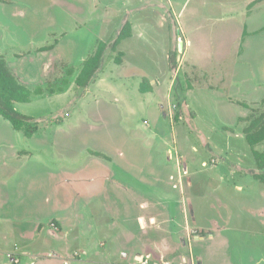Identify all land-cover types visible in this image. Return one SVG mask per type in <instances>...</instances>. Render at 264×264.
<instances>
[{
  "label": "rangeland",
  "instance_id": "rangeland-1",
  "mask_svg": "<svg viewBox=\"0 0 264 264\" xmlns=\"http://www.w3.org/2000/svg\"><path fill=\"white\" fill-rule=\"evenodd\" d=\"M253 1L256 0H249V4ZM257 1L249 9V41L245 57L239 62L236 56L241 55V35L247 22L246 0H0V58L16 63L22 60L21 71L25 70L34 85L39 84L30 90L42 94L33 95L30 103L15 104L16 110L32 118L37 126L34 138L15 130L0 115V215L18 219L20 225L29 229L28 235H32L36 223L43 222L34 229L36 241L43 236L54 241L55 237L64 244V252H73L71 258L78 262L75 264H124L93 261L109 247L107 240L100 238L105 232L90 236L87 223H100L93 217L101 206L107 215L120 210L124 216L113 215L119 224L138 231L141 223L132 204L139 195L138 187L145 193L164 194L161 187H150L144 182L170 176L166 139L168 144H175L182 156L176 151L175 164L179 169L174 174L177 172L181 179L187 181L188 176L197 172L193 179L206 181L212 167L215 172L221 168L228 174L224 175L225 187L228 191L233 189L232 194L237 193L236 186H245V175L250 188L254 185L252 190L249 188V198L264 192V183L252 175L255 162L251 147L243 142L240 123L235 126L239 132L233 138L235 146L226 157L242 159L249 168L242 165L231 170L225 168L221 159L224 154L213 148L215 141H221L220 134L206 125L234 126L237 116L246 112L228 111L224 120L217 111L224 92L219 95L217 90L200 87L218 86L224 75L221 88H227V96L249 103V116L264 112V0ZM199 21L204 22V30L193 34L194 39L189 26ZM126 23H130L135 37L113 49ZM101 42L108 45L104 69L101 68L97 81L90 84L92 89L82 90L74 82L63 85L68 68L81 69L84 59ZM189 42L193 46L187 54ZM50 46L55 50L48 55L41 52ZM117 59L125 60L129 67H122ZM141 74H156L164 96L167 86L173 87V95L166 99L171 111L165 106L168 117L165 115L162 120L164 126L157 116L160 99L152 102L139 90ZM134 82L137 84L133 86ZM193 86L198 87L190 97L202 119L185 105L179 110L183 99L180 89L190 90ZM115 96L121 104L115 102ZM140 103H144V109ZM150 124L161 130H147ZM87 148L111 155L113 164L86 154ZM256 149L262 151L264 143ZM202 160L206 162L203 168ZM187 167L195 172H189ZM108 173L109 186L118 189V184L125 185L129 193L119 196L108 191L101 197L100 193L107 188L103 182ZM184 188L185 192L190 191L186 185ZM62 213H68L70 218L75 216V222H50V217ZM2 222L7 227L11 219ZM92 240L96 242L95 249L87 246ZM247 245H231L229 255L236 264L252 261L248 242ZM31 252L28 246L5 248L0 243L3 263L22 264L25 257L43 258ZM26 264H30L29 260ZM133 264H142V258L138 257Z\"/></svg>",
  "mask_w": 264,
  "mask_h": 264
},
{
  "label": "crops",
  "instance_id": "crops-1",
  "mask_svg": "<svg viewBox=\"0 0 264 264\" xmlns=\"http://www.w3.org/2000/svg\"><path fill=\"white\" fill-rule=\"evenodd\" d=\"M254 2L255 1L252 3ZM252 3L249 4V0H246L245 3V5H247V22L244 24L245 26L241 35V44L239 48L241 55L239 57L236 56L239 62H241V60L245 57L247 51L245 47L248 45L247 41H249V6ZM199 22V24H193V27L189 26V34H191L192 38L194 39L195 36L193 34L196 32H203L204 30V22ZM190 24L192 23L190 22ZM185 28L188 29L186 24ZM191 36L188 39L190 41ZM133 37H135V35L134 33H131V36L121 41L119 45L122 46V42L132 39ZM192 46L193 44L191 42L186 45L187 54ZM52 47L50 46V49H46L45 47L41 49L43 50L41 52L45 55H48L50 52L55 50V48ZM120 54H124L122 48ZM86 59L87 58H85L84 61ZM6 62L10 70L15 74L16 78L21 84L25 85L29 89L32 86L37 87V85H39H34L35 82L30 76L25 74L24 69L21 71L19 65L22 60L18 61L17 63L15 61L11 62L10 60H6ZM15 64L18 65V67ZM16 67L18 69H16ZM122 67L127 68L129 67V64H127V62L124 60V62L122 61ZM69 69L74 70V75L67 77L69 84H72L73 82L75 83L81 69L78 70L72 66H70L68 70ZM102 69L104 68L102 67ZM101 72L102 70H100L93 82L97 81L101 75ZM155 76L141 74V76L138 77L139 90L141 91V87L147 89L149 92L141 93L144 95L143 97H146L149 100L151 99L152 102L154 100L160 99V107L157 116L161 125L164 126L162 120L165 119V115L168 117V112L165 106L168 105V110L171 111L170 101L167 102L166 99L167 96L173 95L172 92L170 94V91L173 90V87L171 86L170 88V86H167L164 96V94L161 92L162 88L159 86L158 79H156L157 76ZM222 77L223 79L221 80L224 81L218 86L213 87L212 85H207V87H200L206 88V91L217 90L220 92L219 95H221L222 91L224 92V96L223 94L221 95L222 98L219 101L220 107L217 110L220 112V117H222L224 120L227 117L228 111L233 110V112H237L239 109H243L246 114L237 116L235 120L236 124H234V126L224 123L222 127L217 128L215 124L211 125L206 122L205 123L213 131L220 134L221 141H215L213 148L215 151L221 153V155L224 154L222 155L221 159L224 162L225 168L231 170L233 166L241 168L242 165H245V167L249 168L242 159L239 160L237 158L235 159L226 157V153L232 150L231 147L234 148L235 146H232V142L233 138L238 135V131L235 129L237 122L242 126L241 136L243 137V142L247 141L244 129L249 124V114H247V112H249V103L234 100L231 96H227V88H221L222 84L225 82V76L223 75ZM71 78H73V80ZM136 84L137 82H134L132 85L134 86ZM196 87L198 86H193V88L190 90H183V88L180 89L182 94L180 99H183L181 100V103H179V110H182V107L184 108L185 105V108H188L189 110L191 109V111L197 115L196 117L199 118L201 117V113L190 97L193 94V91L197 89ZM38 88L41 87L38 86ZM90 89L92 88L88 87L84 90ZM114 100L119 104L122 103L121 99L116 96ZM140 107L141 109H144V103H140ZM167 120L169 122L171 121L170 118H167ZM167 120H164V122H167ZM7 122L10 124L9 121ZM147 130L157 131L161 129H158L157 126L153 127L152 124H150ZM34 137L35 136L32 138ZM167 141L168 140L166 139L165 145L169 153V163L167 170L170 176L166 178L154 177V179H148L145 180L146 182H144L145 184H150V187H161L164 190V194H158L157 192L145 193V190L142 191L143 188L141 189V187H138L139 195L136 196V200L132 203L134 204L133 207L136 209V212H134V214H137L136 219H138L141 223V226H138L137 232L129 230V227H126V225L123 226L122 224H119L118 220L113 215H118L120 218L121 216H124L120 210H114V212L112 211L111 214L107 215L106 212L102 210L101 206H99L98 209L94 211L93 218L96 219L95 222L97 224L98 221L100 223L96 226L87 223L88 225L86 226V231H89V234H92L90 236H97L102 232H105L104 236H100V238H105L107 240L106 246L109 247V251L107 250L105 253H98V256L94 257L93 261H105V263L114 261L124 264H133L134 261L140 257V259L142 258V264H144L143 262L146 260H149L150 264H157L153 261L158 259L166 261L165 264H236L232 260L233 258H231L229 255L230 248H233L231 245L233 243L234 245L240 243L244 246H248V242L250 248L249 251L251 252L249 257L252 256V261L249 262V264H264V192H262L260 195L257 193L255 197L249 198V188L251 186L247 175H245V186H236L237 193L232 194L233 189L228 191V189L225 187L226 177H224V175L228 174H226L224 171H221V168L217 169L215 172L214 167H212L213 171H211L212 173L206 177V181H197L193 179L197 172L192 170L191 167H187L189 172L191 171L195 173H190L191 175L187 177V181H185L184 177L181 179V177L176 175L178 173L176 172L174 174V172L175 170L179 169V166H176L175 164L178 160L177 154L180 155L181 158L182 156L180 152L176 150L175 144L170 145ZM247 146L249 148V144ZM86 151H88L86 154L90 156H93L97 159L106 160L113 164L114 159L111 157V155H107L101 151L91 148H87ZM204 161L205 160H202L200 163L201 168L205 166L206 162ZM183 162L185 163V160H183ZM218 162L219 161H217V163ZM254 164L256 170L252 175L256 176L258 173L264 174V171H259L256 167V163ZM243 173L245 174L246 170ZM110 177L111 176L109 173L105 177L103 183L107 186V188L100 193L101 197H103L108 191H111L112 193H119V196L120 194L125 195L129 193L130 189L125 185L118 184V189L121 193L117 191L118 189L113 188L114 185H112V187L109 186V184L106 182V179ZM256 180L259 179L256 178ZM185 185L187 189H190L188 193L185 192ZM253 186L250 188L251 190L253 189ZM196 187L200 188L201 190L196 189ZM207 188L209 189L208 191L205 190ZM98 189L99 187L97 186L96 190ZM67 215L69 214L62 213L56 217H50V222L53 220L57 221L58 223H66L68 221L75 222V216L70 218V216ZM99 216H102V219L99 220ZM0 217L2 218L0 221V243L3 244V247L9 248L11 245L12 247L14 245H21L25 249L28 246L30 247L32 254L43 256V258L34 260L25 257L22 264H26L27 260H29L30 264L78 263L74 262L71 258L73 252H64L62 250L64 244L62 246V242L58 239H54L55 237L53 238L54 241L50 240L49 237L44 236L40 240L36 241V238L33 236L34 229L37 224H44L43 222L36 223L34 229L32 230V235H28L29 229L20 225L18 219L5 215H0ZM6 218L11 219V223L8 224L7 227L2 222L3 219ZM77 219L78 218H76V220ZM108 231H110V234L113 236L108 235ZM5 233L7 234L6 237H4ZM92 242L93 243L90 242L87 246L92 245L93 247L91 248L95 249L96 246L94 243L96 242L93 240ZM53 243L56 244L54 245ZM55 246L57 247L55 250L56 252H52ZM199 247L200 250H198ZM35 249H37V253H33L35 252ZM100 254H102L101 257ZM152 256L153 258L151 260ZM0 264L8 263H3V259L0 258Z\"/></svg>",
  "mask_w": 264,
  "mask_h": 264
},
{
  "label": "trees",
  "instance_id": "trees-1",
  "mask_svg": "<svg viewBox=\"0 0 264 264\" xmlns=\"http://www.w3.org/2000/svg\"><path fill=\"white\" fill-rule=\"evenodd\" d=\"M258 1H255L249 6L253 8ZM132 30L130 23H126L120 32L113 49L117 48L121 41L131 36ZM107 44L101 42L96 51L91 54L82 64V68L75 81L76 86L84 90L97 77L102 68L103 58L107 50ZM50 48V47H49ZM120 56V55H119ZM122 58V57H121ZM118 64L122 63V59H117ZM68 76L74 75V70L67 71ZM69 81H63V85H68ZM54 93V90H51ZM141 92H149L144 87H141ZM51 93V94H52ZM33 95H42L37 91L33 93L25 85L21 84L16 78L15 74L10 70L4 58H0V115L11 123L13 128L23 133L27 138H32L35 135L37 126L33 124V119L21 114L15 108L16 103H30ZM246 140L252 149V155L259 171H264V150L258 151L256 148L264 143V112L259 115L249 116V124L244 129ZM257 179L264 183V174L258 173L255 176Z\"/></svg>",
  "mask_w": 264,
  "mask_h": 264
},
{
  "label": "built area",
  "instance_id": "built-area-1",
  "mask_svg": "<svg viewBox=\"0 0 264 264\" xmlns=\"http://www.w3.org/2000/svg\"><path fill=\"white\" fill-rule=\"evenodd\" d=\"M143 263H144V264H150V263H149V260H146V261H144Z\"/></svg>",
  "mask_w": 264,
  "mask_h": 264
},
{
  "label": "water",
  "instance_id": "water-1",
  "mask_svg": "<svg viewBox=\"0 0 264 264\" xmlns=\"http://www.w3.org/2000/svg\"><path fill=\"white\" fill-rule=\"evenodd\" d=\"M181 46H182V42L180 41V43H179V48H181Z\"/></svg>",
  "mask_w": 264,
  "mask_h": 264
}]
</instances>
